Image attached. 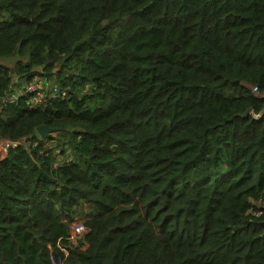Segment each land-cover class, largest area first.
I'll return each instance as SVG.
<instances>
[{"label":"trees","instance_id":"obj_1","mask_svg":"<svg viewBox=\"0 0 264 264\" xmlns=\"http://www.w3.org/2000/svg\"><path fill=\"white\" fill-rule=\"evenodd\" d=\"M0 57V264H264V0H0Z\"/></svg>","mask_w":264,"mask_h":264},{"label":"built area","instance_id":"obj_2","mask_svg":"<svg viewBox=\"0 0 264 264\" xmlns=\"http://www.w3.org/2000/svg\"><path fill=\"white\" fill-rule=\"evenodd\" d=\"M37 81H42L41 79L35 78L33 80L28 81L23 87V91L27 94L31 95L30 102L32 105H38L43 102V96L40 95L39 89L41 88ZM252 91L255 95H259L257 93L256 88H252ZM46 93H49L51 98L57 97L59 95V91L50 90L49 86H46ZM61 96H64L65 93H60ZM17 142L4 141L0 142V159L3 158L4 153L8 149L9 146H15ZM256 210L253 211L254 216L260 215L264 211V192L262 196L256 200L255 202ZM83 222V221H82ZM81 221H72L68 224V232H67V241L70 245H76L77 242L83 238L84 234L87 231V228ZM67 252V251H66Z\"/></svg>","mask_w":264,"mask_h":264},{"label":"water","instance_id":"obj_3","mask_svg":"<svg viewBox=\"0 0 264 264\" xmlns=\"http://www.w3.org/2000/svg\"><path fill=\"white\" fill-rule=\"evenodd\" d=\"M21 59L18 57H0V64L7 66L9 68H13L16 63H18ZM250 112V108L246 109L242 116H247ZM37 135L41 139L47 138L50 134L55 132L54 128H49L46 125H40L35 129Z\"/></svg>","mask_w":264,"mask_h":264},{"label":"rangeland","instance_id":"obj_4","mask_svg":"<svg viewBox=\"0 0 264 264\" xmlns=\"http://www.w3.org/2000/svg\"><path fill=\"white\" fill-rule=\"evenodd\" d=\"M36 78L42 80V81H37L39 83V85H40V87H41L42 90L45 91L46 86L48 85L49 88H50V90H56V93H57L58 90L54 87V81L53 80H46L44 77H36ZM46 82H48V83H46ZM25 84H26V81L25 80H22L21 81V87L23 88L25 86ZM84 217H85V211H81V215L80 216L79 215L75 216V218H74L73 221H81L82 222V221H84Z\"/></svg>","mask_w":264,"mask_h":264},{"label":"clouds","instance_id":"obj_5","mask_svg":"<svg viewBox=\"0 0 264 264\" xmlns=\"http://www.w3.org/2000/svg\"><path fill=\"white\" fill-rule=\"evenodd\" d=\"M83 222H84V221H83ZM85 226H86V225H85ZM86 228H87V227H86ZM77 244H78V242H77ZM77 244H76V245H77Z\"/></svg>","mask_w":264,"mask_h":264}]
</instances>
